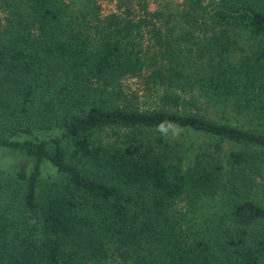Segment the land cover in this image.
<instances>
[{
  "label": "trees",
  "instance_id": "1",
  "mask_svg": "<svg viewBox=\"0 0 264 264\" xmlns=\"http://www.w3.org/2000/svg\"><path fill=\"white\" fill-rule=\"evenodd\" d=\"M186 2L173 34L131 0H0V147L30 161L0 166V264H264V0ZM142 75L154 105L120 87ZM216 198L207 235L180 228L176 200Z\"/></svg>",
  "mask_w": 264,
  "mask_h": 264
},
{
  "label": "rangeland",
  "instance_id": "2",
  "mask_svg": "<svg viewBox=\"0 0 264 264\" xmlns=\"http://www.w3.org/2000/svg\"><path fill=\"white\" fill-rule=\"evenodd\" d=\"M133 4V18L137 19L138 16L143 15L146 18L155 19L150 17L147 14H143L142 7L148 11L157 10L160 13L158 19L155 23L161 25L164 28H170L173 25V34L176 32H182L178 26L186 28L189 24L181 20L180 13L183 12L181 9H185L186 0H131ZM206 2L207 0H203ZM67 2V11L71 15H76L79 18L84 15V18L92 19L90 13L97 11L99 17H103L111 11H115L118 15H121L119 9L116 6L117 0H66ZM4 6V5H3ZM120 13V14H119ZM176 17V18H175ZM149 26L141 25V36L140 43L142 49H145L146 54L149 51L153 50L157 46L155 38L150 35L147 28ZM162 28V30H163ZM91 29V28H90ZM196 32V31H195ZM197 33V32H196ZM164 37H169V34L163 35ZM243 42V40L241 39ZM245 42V41H244ZM173 44V42H172ZM194 48L195 45L193 44ZM145 76H131L126 77L120 81V87L125 91L128 96H134V99L137 104L140 106L145 105H154L156 100H151L153 96L158 95L155 91H149L145 89ZM153 95V96H152ZM189 98H185V101L178 103V107H183L184 109H189L192 111L204 112L208 115H211L216 112L219 115L218 111L210 109V107H205L200 100L194 102H187ZM200 99V98H198ZM176 132V133H175ZM175 134H182L183 138L186 141H197L200 136L193 133H185L175 131ZM0 166L9 168L8 166L16 164L17 162H27L29 160H23L24 157H20V154L14 152L11 149H2L0 147ZM30 162V161H29ZM46 162V161H43ZM28 163V162H27ZM264 167L257 172V177L259 180H264ZM56 175L54 174L52 167L47 163H43L41 166L40 176L38 180V188L40 189L44 182L55 179ZM257 192L259 191V186L253 188ZM262 195V194H261ZM263 196V195H262ZM220 199H202L197 200L192 203H187L182 199L176 200L171 207V211L174 215L178 216V223L180 228H182L186 233H197V234H208L211 230L212 224L219 218L224 220V216L220 215L223 211L224 205L221 206Z\"/></svg>",
  "mask_w": 264,
  "mask_h": 264
}]
</instances>
